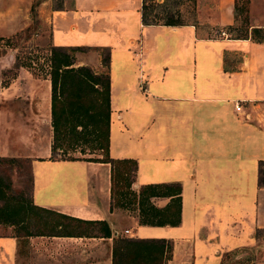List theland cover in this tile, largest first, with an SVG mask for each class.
<instances>
[{
  "label": "crops",
  "instance_id": "crops-1",
  "mask_svg": "<svg viewBox=\"0 0 264 264\" xmlns=\"http://www.w3.org/2000/svg\"><path fill=\"white\" fill-rule=\"evenodd\" d=\"M34 3L0 0V37L29 26ZM206 5L200 23L176 25L144 24L142 0H65L47 11L53 46H81L77 65L108 70L109 154L136 161L132 189L180 184L176 225L142 224L137 208L120 216L110 162L52 157L51 78L0 68V157L31 159L34 202L82 226L23 237L0 223V264H112L118 235L172 240L167 264L187 254L189 264H220L264 229V0H249L242 35L230 30L234 0Z\"/></svg>",
  "mask_w": 264,
  "mask_h": 264
},
{
  "label": "trees",
  "instance_id": "trees-1",
  "mask_svg": "<svg viewBox=\"0 0 264 264\" xmlns=\"http://www.w3.org/2000/svg\"><path fill=\"white\" fill-rule=\"evenodd\" d=\"M161 0L157 3H164ZM167 4V3H166ZM249 0H234V16L241 26H245L248 18ZM147 0H142L141 14L144 24L164 23L182 24L176 15L167 13L163 21L156 20L157 13H152V6ZM34 8V6H33ZM166 6H163L165 9ZM150 15L153 16L152 19ZM242 35V34H241ZM73 50H83L81 46L71 47ZM67 47H52V63L50 78L52 84V124L54 127V140L52 143V157L57 156V150L68 152L76 149L82 143H91L92 148L99 150L97 157L68 156L71 158H84L93 161H105L111 164V194L112 204L125 206L122 198L124 190H118L120 198H114L115 179L124 186L131 187V173L136 169V161L130 158L114 159L109 154V116H110V80L108 70L96 72L85 64L75 65V55ZM108 54L104 56V63L108 65ZM91 134L88 137L87 135ZM81 152L86 153L81 146ZM63 157V156H62ZM15 161L17 157H0ZM129 164L133 166L130 167ZM261 183L264 185V166L261 170ZM120 187V186H119ZM123 188V186L121 185ZM11 185L0 175V223L2 225L18 226L16 234L29 236L33 234L71 235L75 231L76 223L67 219H75L65 213L56 212L50 208L39 206L32 197L26 199L23 195L17 197L12 193ZM181 187L178 183H150L140 187L138 192L132 191V202L139 207V222L142 224H171L180 222ZM155 195L170 196V202L163 207L156 206L151 197ZM136 200V201H135ZM51 214L56 215L55 219ZM35 215V216H34ZM64 220V221H63ZM105 224L106 222L103 221ZM39 227L34 230V224ZM51 230H46V229ZM105 234L109 236L111 230L107 226ZM172 240L166 238H132L124 235L113 237L112 264H165L172 256Z\"/></svg>",
  "mask_w": 264,
  "mask_h": 264
},
{
  "label": "rangeland",
  "instance_id": "rangeland-1",
  "mask_svg": "<svg viewBox=\"0 0 264 264\" xmlns=\"http://www.w3.org/2000/svg\"><path fill=\"white\" fill-rule=\"evenodd\" d=\"M42 1L44 0H34L35 3L34 8L31 10L32 16L29 26L21 31L13 33L9 37H0V66L3 65V67L0 68L3 69L4 75L12 76L14 74L15 76L19 72H24L29 75L33 74L34 76L42 79L43 77H50L53 45L50 41L51 26H49V21L47 19V11L51 6L55 7L63 5L65 0H49L50 5H48V3H44L46 4L45 7H42ZM157 1L160 2L161 0H147V4L148 6L153 4L152 13H157L158 15L160 14L159 17L156 18V20L159 21H163V16L167 13H172L183 22L200 23L198 21V12L202 17V14L204 12L206 13V8L208 7L206 5L207 0H166L165 4H159ZM164 5L166 6L165 9H163ZM44 13L45 15H43ZM150 17L155 19L152 15H150ZM237 26L238 27H236L235 30L231 27V34L241 35L246 33L243 26L239 23H237ZM69 50L72 51L74 55L76 52L81 51L73 49ZM75 64L77 65V63ZM90 135L91 134H88L87 136L92 137ZM81 146L85 148V154L81 152ZM57 151V156L59 157H68L73 155L97 157L100 154L99 150L92 148L91 143H82L76 147V149H69L68 152H64L62 149H58ZM129 165L130 167L133 166L132 164ZM0 175L11 185L10 189H12V193L15 196L21 197L23 195L26 199H30L32 197L33 171L31 159L17 157L15 161H9L7 159L0 158ZM133 178L134 171L131 173L129 178L130 180L128 182H131ZM115 189L117 190L114 194V198H120L118 190L122 189L124 190L122 198H124L127 202L125 206H120L122 208L124 207L123 210L120 209V216L128 219L129 217L126 215L133 214L135 208H137L138 213L140 212L137 202L131 201L133 199L132 191L138 192V190L132 189V186H124V184L121 181H117V179H115ZM125 207L129 210L127 209L126 211ZM51 215L53 218L59 219L56 215ZM69 221L71 223H76L71 220ZM4 226L8 228L11 225ZM12 226L13 231L16 232L18 226ZM76 228L77 229L75 231H79L82 229V226L79 225ZM84 228L85 227H83V229ZM33 229H39L36 223L34 224ZM46 230L51 229L47 228ZM25 260H28L29 262V258ZM181 260L188 263V260H190V254H187L185 259L177 257L173 264H179L181 263ZM167 262L168 260L165 264H167ZM220 264H264V229H257L254 232L252 242L224 250L220 256Z\"/></svg>",
  "mask_w": 264,
  "mask_h": 264
},
{
  "label": "built area",
  "instance_id": "built-area-1",
  "mask_svg": "<svg viewBox=\"0 0 264 264\" xmlns=\"http://www.w3.org/2000/svg\"><path fill=\"white\" fill-rule=\"evenodd\" d=\"M240 107H241V105H240L239 103H237V104H236V108L239 109ZM127 231H128V229H125V232H127Z\"/></svg>",
  "mask_w": 264,
  "mask_h": 264
}]
</instances>
